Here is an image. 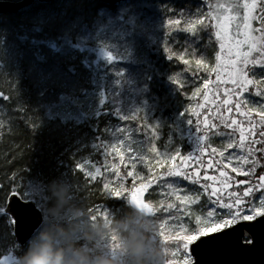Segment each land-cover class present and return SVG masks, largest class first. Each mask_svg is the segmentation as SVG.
<instances>
[{
	"label": "trees",
	"instance_id": "obj_1",
	"mask_svg": "<svg viewBox=\"0 0 264 264\" xmlns=\"http://www.w3.org/2000/svg\"><path fill=\"white\" fill-rule=\"evenodd\" d=\"M63 1L69 3L61 5ZM199 4L200 0H128L115 4L100 0H58L36 2L15 13L0 14V43L12 44L21 62L20 69L0 75V93L3 94L0 106L5 110L0 119V208L4 209L11 193L45 206L51 184L73 165V149L66 127L50 119L52 114L48 113H51L52 103L40 95L42 86L39 87L38 73L31 65L36 64L45 73H51L47 91L53 94L52 90L56 97L62 90L60 80L65 86L76 85L98 94L99 107L91 115L84 116L79 124L82 133L90 134L100 144L106 137L104 124L129 116L122 121L137 128L143 142L148 143L152 137L151 113L147 115L140 105L146 102L149 106L167 108L170 96L175 101L186 100L191 89L208 75L197 71L194 64L189 68L178 59L179 55H185L187 59L211 61L209 53L215 43L212 26H208L211 38L205 28L198 31V38L182 30L183 21L193 17ZM45 12H49L51 20L39 23L38 16ZM169 19H181L182 23L170 29ZM69 20L75 23L70 24ZM257 26L254 21L253 27ZM165 45L171 52H165ZM106 51L115 57L111 62L106 58ZM172 53L175 55L169 60L168 55ZM258 56L259 53L254 52L251 59ZM257 66L249 65V69ZM171 77H177L183 88H178ZM133 115L137 118L132 119ZM145 123L148 128L143 127ZM193 131L196 132L195 123ZM158 139L159 142H175L171 128L163 129ZM190 139L181 142L183 156L197 150L198 143L192 144ZM201 159L203 166L193 160L189 170L199 169L203 182V174L209 175L210 169L215 168L207 167L209 159L213 160L207 151ZM94 165L101 169L96 180L105 184L109 177L104 173L99 156ZM170 166L167 164L156 176L164 177ZM127 173L122 167L118 176L125 195L140 183H147V180L134 181ZM262 173L258 168L250 182L258 184V176L264 175ZM156 176L144 198L154 205L161 201L167 204L168 196L162 192L168 189L162 179H155ZM164 178L169 182L174 179ZM245 187L244 184L236 185L232 191L242 194ZM90 188L89 204L106 208L110 218L124 210L126 200L106 197ZM255 197L245 198V205ZM167 218L162 211L157 216L158 221ZM97 219L103 218L100 215ZM189 224H193V219ZM12 227L10 217L0 212V245ZM9 238L15 242L12 232Z\"/></svg>",
	"mask_w": 264,
	"mask_h": 264
},
{
	"label": "snow or ice",
	"instance_id": "obj_2",
	"mask_svg": "<svg viewBox=\"0 0 264 264\" xmlns=\"http://www.w3.org/2000/svg\"><path fill=\"white\" fill-rule=\"evenodd\" d=\"M208 11L204 12L202 9H198L194 19H185L183 24V31L190 33L191 35H198V31L208 27L207 21L214 23L211 26L215 29L216 40L219 41L220 51L216 54V64L210 67L203 58L187 59L185 55H179L178 59L186 66L194 64L197 71H203L208 73H215V80L210 78H204L202 87H196L192 92V97H197L203 91L204 103L198 104L197 107L204 109L206 105H212L215 107V115L213 119L219 121V125L225 130L231 131H215L213 135L219 137H226L227 143L224 145L223 150L211 147L210 144H205V139L208 136V132L216 129L217 124L212 123L208 116H205L203 121L197 119L196 131L198 134L201 132V123L205 126L204 135H198L197 143L198 147L194 153H189L188 156H181L180 149L176 148L175 153L172 154L169 151L160 153L153 145L149 151L154 153L156 157L163 156V159H156L155 163L159 166H163L164 163L174 161L179 158L180 163L174 164L167 169L164 177L174 178L171 182L161 176H156V180H163V184L166 185L169 190V195L175 198L178 202H169L165 204L163 201L158 205H154L151 201L145 202L143 198L144 193L153 183L152 177L141 176L138 172L129 171L127 175L132 177L133 180H147V183H140L138 188H133L129 195H125V189L123 184L118 188H109V183L103 185L109 196H112L118 200H126L133 204L141 211H144L146 215L153 218L157 231L154 233L162 243L167 245L166 252L168 257H175L179 250L183 251L185 257L184 264H191L188 259V249L193 242L200 240L201 237H207L210 233L220 232L221 226H227L230 221L237 220L240 215H243V219L247 221H255L258 217L264 218V175L258 176L259 183L252 186H246L241 195L238 191H228L232 188L231 178L227 171L220 169L219 180L214 175L204 174L201 182V173L199 169L189 170L190 161H195L197 164L203 166V160L201 157L208 148L211 151L208 155L211 157L214 154H218L221 158H226L228 164H224L223 168H227L235 161L236 166L232 167L231 171L243 175L245 177L255 176L257 169L264 170V104L257 106H249V102L245 99L238 98L234 100V97H242L244 93L248 92L249 87L256 89L255 95L257 97L264 96V80H256L249 77L246 70L249 65L264 63V0H227L226 3H217L216 5L209 4ZM243 9V15L241 16L240 10ZM258 21L259 27L254 28L253 22ZM181 19H169L167 24L170 29H175L181 25ZM245 47L247 50L245 51ZM165 52H171L165 45ZM259 53V56L255 59H251L253 53ZM106 58L111 62L115 57L111 52H105ZM175 53L169 54L168 59L172 60ZM172 81L178 88H183V83L177 77H171ZM215 85L212 89L209 86ZM223 85H232L231 88L225 87L223 89V99L220 98V88ZM210 97H212L210 99ZM3 98V94L0 93V99ZM235 110L237 114L243 116L248 121V127L242 126L243 121H238L235 118H230L223 114L222 110L231 113ZM185 113H191V115L200 117L201 113L195 108H186ZM253 115L258 116V120L253 119ZM129 116H121L122 120H128ZM132 119L137 117L133 115ZM188 122L193 125V120L189 118ZM144 128H148V124L143 125ZM156 128H152L151 131L154 136H157ZM239 132V140L233 139L236 132ZM123 136L124 139L120 137ZM249 136L253 137L249 139ZM259 138H256V137ZM115 143L101 142L97 147L102 150L105 157L115 154L119 157L120 163L124 164L125 154H127L128 162L131 164L133 170L136 169L137 163L143 164L151 172L153 169V161L150 160L143 152V146H138L135 149L132 148L130 138V131L125 128L117 130ZM228 150V156L225 157V153ZM221 164L220 160L213 164L212 160L208 161L207 167L219 168ZM127 166V165H125ZM247 166V168H245ZM77 169L84 171L85 163H78ZM95 171H86L85 175L92 180H96L100 174L101 169L95 167ZM111 168L115 171L117 176L120 175L119 166L112 164ZM189 182L190 185H200L203 189V193L208 194L210 201V210L206 211V216L202 219L201 215H196V234L195 235H183L179 237L178 242L173 241V236L169 235V232H178L184 229V226L180 224L179 217L184 214L189 205H194L200 202L201 193L196 191L191 193L185 191L182 187L183 182ZM211 182V183H210ZM220 184V187H215L214 184ZM240 184L248 185V181H239ZM210 190V191H209ZM259 191L258 197L259 203H255L254 200H248L249 207L245 213H241V208L245 207V198L255 197L256 192ZM184 193V194H181ZM226 193V196L224 195ZM15 194V193H14ZM99 207L97 211L99 212ZM4 209L0 208V212ZM89 212L92 209L88 210ZM161 211L167 214L168 219L157 220V216ZM225 216L229 217L226 219ZM102 218L105 220L110 219L109 213L105 210L102 213ZM91 219L95 221L96 215H92ZM12 224H15V220H11ZM33 234H31L32 236ZM28 242V241H27ZM27 242L24 245H17L19 249L18 255L27 247ZM201 243L206 241L201 240ZM175 243V248H170L169 244ZM103 246L109 248L113 252L119 247L117 238L115 235L111 236L110 240L103 242ZM16 255H12L11 252L5 255L3 259H0V264H16ZM167 264H175L172 259L167 260Z\"/></svg>",
	"mask_w": 264,
	"mask_h": 264
},
{
	"label": "rangeland",
	"instance_id": "obj_3",
	"mask_svg": "<svg viewBox=\"0 0 264 264\" xmlns=\"http://www.w3.org/2000/svg\"><path fill=\"white\" fill-rule=\"evenodd\" d=\"M227 0H200V4L197 8L202 9L204 12L208 11V5H216L217 3H226ZM242 2V0H241ZM69 2L68 1H63L60 4L61 5H67ZM197 13V11H196ZM195 13V14H196ZM195 14L193 17L190 19H194ZM241 16L243 15V9L241 8L240 10ZM49 16V17H48ZM50 14L49 12L42 13L38 16L37 20L39 23H47L50 21ZM68 22V19H65ZM70 24H74L75 20H69ZM206 23L211 25L212 21H207ZM205 30L208 31V27L205 28ZM212 33H214V45L212 49L210 50L211 54V61H207L206 63L212 67L215 66L216 64V54L220 51L219 48V41L216 40L215 37V29L212 27ZM199 35H197L198 38ZM212 34L210 33V38ZM245 51L247 48L245 47ZM18 54L16 52V49L14 46L10 43H0V75L3 73L8 74L12 69H20L21 67V62L18 59ZM252 58V57H251ZM31 69L33 71H36L39 76V87H41V93L40 95H43L45 100H50V110L52 114L51 120L56 121L59 125H63L66 127V132L69 135L68 136V142H71V148L73 149L72 155H71V160L73 161V165L71 166L70 169L66 170L63 172L62 176L60 177L59 180L55 182H67L72 186V198L73 201L77 204H80L84 207L87 208V210L92 209L90 213L92 215L96 216H102V213L107 209L104 207H101L100 205L97 204H89L90 199H89V194L91 193L92 189L90 187H93V191L96 190V192H100V194L106 196V197H112L109 196L104 189L103 185L99 184L97 180H92L89 177L85 175L86 171H94V167L92 165L95 164L97 161V157L101 158L102 160V166L104 173L109 177L108 181L105 183H109V188H118L121 184L118 181V176L115 174V171L111 168L112 164H116L119 166V172L122 167L127 169V171H134L138 172L141 176L144 177H152L158 175L162 171V169L167 165L170 164L171 166L180 163L179 158H177L174 161L166 162L163 164V166H159L155 163L156 159H163V156L161 155L160 157H156L154 153L149 151V149L154 145L157 150L160 153H164L165 151H169L172 154L175 153L176 148L180 149L181 156H183V143H181L183 140L187 138H191L190 142L192 144H197V139L198 135L200 134L201 136L204 135V128L205 126L201 123V132L198 134L196 131L194 133L193 131V125L188 122L189 118L193 120V123L197 122V119L200 121H203L205 116H208L209 119L212 121V123L217 124L218 127L216 129H213L212 131L208 132V136L205 139V144H210L211 147L217 148L218 150H223L224 145L227 143L226 137H219L213 135V132L215 131H231L223 129L221 125H219V121L216 119H213L215 115V107L212 105H206L204 109H200L197 107L198 104L204 103L203 100V91L201 92L200 95L197 97H192V92L195 91L196 87H202L203 81L198 84L196 87L192 88L190 93L187 95L186 100L183 101H175V98L173 96H170L168 99L167 103V108H157L156 106H149L146 102H143L140 105V108H142L147 115L151 113V119H152V124H151V129L156 128L157 136L161 135L163 132V129L165 128H171L172 133L175 138V142H172L170 140H165V142H159L160 140L153 135L152 131L151 133V140L148 143L143 142V138L140 135L139 131L137 128L131 126V125H126L122 120H114V121H108L106 124L103 125V132L106 134V137L104 139V143H115L116 141V134L117 130L120 128H125L130 131V138L131 142H134L131 144L132 148L135 149L138 146H143V152L144 154L153 161V169L150 172L147 167H145L141 163H137V167L135 170L132 169L131 164L128 162L127 159V154H125V162L124 164L120 163V159L118 156L115 154L105 157L102 153V150L97 147L99 143L90 136L87 133H82L79 124L81 123V120L84 116L86 115H91L94 113L97 108L100 105V101L97 98L98 94H94V90H86V89H79L76 85H64L62 83L63 81H58L61 87L60 95L55 96L52 90L50 91L53 94H50L49 91V82L51 81V73H45L43 70H40L38 65L32 64ZM248 71L249 77L256 79V80H264V63L258 64L256 68L253 69H246ZM215 73H211L210 75L208 74L205 76L206 78H210L212 80H215ZM59 80V79H58ZM210 88L214 89L215 85H210ZM225 87L231 88L232 85H223L220 88V98L223 99V89ZM48 90V91H47ZM256 89L253 87H249L248 92L244 93L242 97H234L235 99L242 98L245 99L249 102V106H259L260 104H264L263 98L264 96L257 97L255 95ZM212 97H210L211 99ZM186 108H195L197 111L201 113L200 117L197 118L196 116L191 115V113H185ZM223 114L225 116H228L230 118H235L238 121H243L242 126L247 128L248 127V121L245 117L240 116L233 111L231 113L222 110ZM5 115V110L0 106V119L2 120V117ZM254 120H258L259 117L253 115ZM0 120V123H2ZM121 139H124L123 136L120 137ZM253 137L249 136V139H252ZM257 138V137H256ZM233 139L236 141L239 140V132L237 131L235 135L233 136ZM207 152L211 151V148H208L206 150ZM233 150H228V152L225 153V157L228 156L229 152H232ZM213 159L212 161L216 162L217 160L221 161L220 167H214L215 169H210L208 172L209 175H214L218 178L219 180V171L220 169H223L228 172L229 177L231 178V183H232V188L235 187L236 185H243L240 184L239 181H248L247 186H252L256 184H252V177L253 176H248L245 177L243 175L233 173L231 171L232 167L236 166L235 161H233L232 164H230L227 168H223L224 164H228V161L226 158H221L219 157L218 154H214L211 156ZM210 160V159H209ZM78 163H85V169L84 171H81L80 169H77L76 165ZM127 165V166H125ZM215 165V164H214ZM247 168V166H245ZM264 173V170H262ZM262 173V174H263ZM204 175V174H203ZM114 177V178H113ZM137 179L136 181H138ZM141 181V180H140ZM145 181V180H144ZM251 181V182H250ZM186 182V181H185ZM211 183V182H210ZM52 185V184H51ZM215 187H220V184L217 182L214 184ZM182 187L185 189V191H190L191 193H195L196 191H200L203 193V189L200 188V185H189L187 182L182 184ZM245 187V184H244ZM232 188L228 189V191H232ZM167 189V188H166ZM210 191V190H209ZM244 191V190H243ZM168 190L165 191V189L162 192V195H167L169 202H176L175 198L173 196H170L168 194ZM243 193V192H242ZM184 194V193H181ZM226 196V193H224ZM242 195V194H241ZM256 197L253 199L255 203H259L258 197L260 195L259 191L256 192ZM144 198V196H143ZM145 199V198H144ZM145 202H147L145 200ZM53 203L52 197H51V192H50V187L48 189V196H47V201L44 202L45 206H42L38 204L40 209L43 211L44 214V220L46 219V210L48 207H50ZM178 203V202H176ZM99 207V212L97 211V208ZM249 205H245L244 208H241V213H245ZM210 210V201L208 199V194L203 193L201 195L200 202L194 205H189L187 211L180 215L179 217V222L184 226V229L182 231L178 232H171V235L173 236V241L178 242L179 237H182L183 235H195L196 234V220L195 217L196 215H201L202 219L204 216H206V211ZM226 219H229V217L225 216ZM168 219V218H167ZM193 219V224H189V220ZM243 219V215H240V217L237 220L230 221V223L226 226H231L237 221ZM11 218H10V224L11 223ZM225 226H221V229L226 228ZM13 227L11 231L8 230V233L10 232L13 233ZM9 234H5L3 237V242L0 245V259H3L5 255H8L14 253L16 256H18L19 249L16 247L18 243L13 242L9 238ZM14 236V235H13ZM170 248H175V243H170L169 244ZM189 256L188 259L192 262L193 257L190 253V249H188ZM169 259H172L175 261V264H184V255L183 251L179 250L177 252V255L175 257H169Z\"/></svg>",
	"mask_w": 264,
	"mask_h": 264
},
{
	"label": "clouds",
	"instance_id": "obj_4",
	"mask_svg": "<svg viewBox=\"0 0 264 264\" xmlns=\"http://www.w3.org/2000/svg\"><path fill=\"white\" fill-rule=\"evenodd\" d=\"M50 192L46 219L16 264H167V245L154 235L153 218L133 204L126 201L121 213L93 221L92 213L73 201L69 183L54 182ZM113 235L115 252L103 246Z\"/></svg>",
	"mask_w": 264,
	"mask_h": 264
},
{
	"label": "water",
	"instance_id": "obj_5",
	"mask_svg": "<svg viewBox=\"0 0 264 264\" xmlns=\"http://www.w3.org/2000/svg\"><path fill=\"white\" fill-rule=\"evenodd\" d=\"M52 1L56 0H0V14L18 12L35 2ZM100 1L114 4L126 0ZM4 211L15 220L14 237L18 245H24L44 220L37 203L23 199L18 193L8 196ZM201 240L206 242L201 243ZM190 253L191 264H264V218L241 220L220 232L201 237L190 245Z\"/></svg>",
	"mask_w": 264,
	"mask_h": 264
},
{
	"label": "flooded vegetation",
	"instance_id": "obj_6",
	"mask_svg": "<svg viewBox=\"0 0 264 264\" xmlns=\"http://www.w3.org/2000/svg\"><path fill=\"white\" fill-rule=\"evenodd\" d=\"M257 23H258V26L257 27H259L260 25H259V22L258 21H256ZM263 100V102H264V98L262 99Z\"/></svg>",
	"mask_w": 264,
	"mask_h": 264
},
{
	"label": "bare ground",
	"instance_id": "obj_7",
	"mask_svg": "<svg viewBox=\"0 0 264 264\" xmlns=\"http://www.w3.org/2000/svg\"><path fill=\"white\" fill-rule=\"evenodd\" d=\"M59 179H60V178H59ZM59 179H58V180H59Z\"/></svg>",
	"mask_w": 264,
	"mask_h": 264
}]
</instances>
